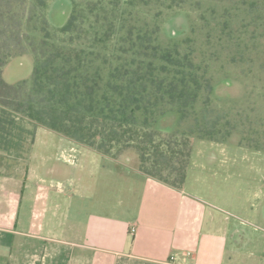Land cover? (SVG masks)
Wrapping results in <instances>:
<instances>
[{"label": "rangeland", "instance_id": "1", "mask_svg": "<svg viewBox=\"0 0 264 264\" xmlns=\"http://www.w3.org/2000/svg\"><path fill=\"white\" fill-rule=\"evenodd\" d=\"M46 1L49 5L47 21L51 30L47 40L49 45L64 49L86 48L92 37L99 39L108 26H114L118 32L122 29V34L131 29L147 33L161 49L175 45L183 53L195 51L194 61L201 68L198 72L200 82H208L212 92L204 88L192 108L188 109V116L183 123L178 128L174 126V135L178 138L184 135L188 137L191 149L184 189L196 197L208 213L216 215L218 220L224 224L235 222L245 234L250 232L253 238L258 239L259 243L253 244L249 250L258 247V253L264 251L262 0H91L94 6H98L89 15L87 23V26L90 24L93 27L90 29L93 36L85 38L84 43L73 39L70 42L68 36L55 32V29L67 23L72 1ZM73 1L77 15L87 14L84 9L87 0ZM99 17L105 22L97 24ZM171 18H175V22L180 24L178 26L184 29L183 35L178 38H170L165 31L170 27L168 22ZM39 28V22L35 21L25 27L31 47L27 48L24 57L14 59L9 64L3 76L7 83L30 78L34 61L39 59L45 40ZM96 50L100 51L102 47ZM19 121L0 116L1 126L13 125L19 131L20 137H14V140L50 143L59 139L58 134L46 128L32 123L29 125L28 120L23 118ZM171 121V124H176L175 117ZM19 126L30 128L23 131ZM7 137L12 138V134L4 128L0 132V141H6ZM28 148L29 152L35 149ZM88 158L85 164L93 168L92 159ZM108 159L112 165L120 162L106 157ZM100 164L97 166L102 168ZM117 197L113 199L111 195L115 204L118 202ZM91 199L97 207L99 199ZM251 264H264V255H253Z\"/></svg>", "mask_w": 264, "mask_h": 264}, {"label": "trees", "instance_id": "2", "mask_svg": "<svg viewBox=\"0 0 264 264\" xmlns=\"http://www.w3.org/2000/svg\"><path fill=\"white\" fill-rule=\"evenodd\" d=\"M71 1L67 23L55 32L84 43L93 36L87 23L98 5L87 0V14L81 16ZM48 6L46 0H0V107L180 189L191 149L188 137L178 138L174 130L199 93L204 88L212 92L208 82H200L195 51L183 53L175 45L161 49L147 33L131 29L122 34L114 26L101 38L92 37L86 48L49 45ZM33 21L45 35L39 59L28 80L7 83L3 76L9 64L31 47L25 27ZM168 24L170 38L183 35L175 18ZM174 117L176 124H171Z\"/></svg>", "mask_w": 264, "mask_h": 264}, {"label": "crops", "instance_id": "3", "mask_svg": "<svg viewBox=\"0 0 264 264\" xmlns=\"http://www.w3.org/2000/svg\"><path fill=\"white\" fill-rule=\"evenodd\" d=\"M0 116L22 119L1 107ZM4 128L12 138L0 141V264L252 263L246 241H233L237 224L208 213L185 181L169 187L60 135L29 143Z\"/></svg>", "mask_w": 264, "mask_h": 264}, {"label": "flooded vegetation", "instance_id": "4", "mask_svg": "<svg viewBox=\"0 0 264 264\" xmlns=\"http://www.w3.org/2000/svg\"><path fill=\"white\" fill-rule=\"evenodd\" d=\"M231 235L233 237V241L238 242L237 244L239 246H242L244 244V242L246 241L245 244H247V247H253V244L255 243H259V240L256 238H253V236L251 235V233L246 232V234L244 233V231H241L238 227H236L232 232ZM250 251L252 252L253 255L255 254H263L264 255V251L261 252H257L258 251V247L253 248V251L250 249ZM263 252V253H262Z\"/></svg>", "mask_w": 264, "mask_h": 264}, {"label": "built area", "instance_id": "5", "mask_svg": "<svg viewBox=\"0 0 264 264\" xmlns=\"http://www.w3.org/2000/svg\"><path fill=\"white\" fill-rule=\"evenodd\" d=\"M131 232L134 233V229H132Z\"/></svg>", "mask_w": 264, "mask_h": 264}]
</instances>
